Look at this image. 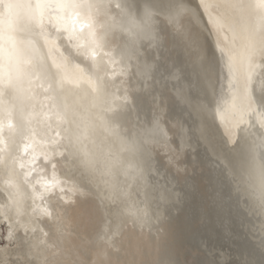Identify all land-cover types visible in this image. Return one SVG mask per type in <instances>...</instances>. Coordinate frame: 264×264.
I'll return each mask as SVG.
<instances>
[{
    "label": "bare ground",
    "instance_id": "1",
    "mask_svg": "<svg viewBox=\"0 0 264 264\" xmlns=\"http://www.w3.org/2000/svg\"><path fill=\"white\" fill-rule=\"evenodd\" d=\"M166 5L0 0V264H220L226 241L264 264V0ZM122 13L161 47L125 50Z\"/></svg>",
    "mask_w": 264,
    "mask_h": 264
},
{
    "label": "water",
    "instance_id": "2",
    "mask_svg": "<svg viewBox=\"0 0 264 264\" xmlns=\"http://www.w3.org/2000/svg\"><path fill=\"white\" fill-rule=\"evenodd\" d=\"M157 1L160 4H164L165 6H167L166 5L167 2H170V4H171L175 0H157ZM176 1H178V0H176ZM151 38H152V36H149V40H151ZM132 49L134 50V46H132ZM168 80H169V77H168ZM11 120H13V116H12V112H9L7 114V118H5L4 121L2 122V127L4 129L11 128L12 124H13V122ZM208 127H209L208 139H209V143L211 142V145H212V146H210V155L213 158H215L217 161H219V163H221V165L224 168H226L225 169L226 174H227L226 177L230 178V180L233 184V181L235 180V176L232 175L228 171L230 169L227 166V162L228 163L230 162L232 150L231 149L228 150V147H227L224 139H222L220 136H218V134L216 135L213 127H211L209 125H208ZM220 158H223L225 161H223ZM231 194H233V192H231ZM237 201H241V194L240 193H237ZM235 224H236V227L238 228L239 232L241 233V235L245 236V238H247L249 241H251V239L249 237V232L251 229L249 226L246 225L245 220L238 219ZM200 247L204 248L202 244L200 245ZM207 251H209L210 255L215 257L220 264H232V261L238 260V259H239V264L245 263V259H246L245 254L246 253L243 251L237 250L231 244V242L228 243V241H226V243H224L223 245L222 244L212 245L208 248ZM169 264H171V263H169Z\"/></svg>",
    "mask_w": 264,
    "mask_h": 264
},
{
    "label": "rangeland",
    "instance_id": "3",
    "mask_svg": "<svg viewBox=\"0 0 264 264\" xmlns=\"http://www.w3.org/2000/svg\"><path fill=\"white\" fill-rule=\"evenodd\" d=\"M124 22V23H123ZM116 23L118 25H120L121 27L124 26L126 27V32L127 34L125 35V39H121L120 42H123V48L126 50V49H129V47H131L130 45V41H131V38H133V41H135V43H137V46H140V45H147L149 48H154L155 46L160 45L159 43V35L156 34V36H154L151 40H147L146 36L141 39V41H138L136 40L138 38L137 34L139 33V31L141 33H145L146 34H149L151 31L155 32V29L154 27L152 26H149V27H140L139 25H136L133 23V21H131L130 19H127L124 21V14L122 13L121 16H118L117 19H116ZM129 36V38H128ZM120 42L118 44H120ZM129 42V43H128ZM36 51H38L37 48H35ZM113 51H114V48H113ZM116 51H118V49H116ZM39 55V53H38ZM158 54H156V60H158ZM140 61H136L135 60L132 62L131 65H134V69L136 70L137 72V75L139 77V81L136 82V85H140L142 86V83L145 85V83L147 84V79L151 76V75H156L158 76L159 75V72L155 69V64L154 63H146L145 61L142 60V68L141 69H137L138 68V64L137 63H140ZM150 79V78H149ZM109 122V120H108ZM134 126H136L137 128L139 127L136 123L133 124ZM145 126V127H144ZM110 127H112V130L115 131L114 133L119 135L118 137L119 138H124L123 136H121L119 134V127H117V124H110ZM118 128V129H117ZM140 128L142 129H146V131L150 132V133H154L155 131H157L159 129V127L157 128V130H153V129H150V126L149 125H141ZM80 133L83 134L85 129H84V124L81 123L80 124ZM138 134V137L140 136V133H137ZM125 140V139H124ZM140 140V139H139ZM141 141V140H140ZM72 152H73V149H72ZM140 176V175H138Z\"/></svg>",
    "mask_w": 264,
    "mask_h": 264
},
{
    "label": "clouds",
    "instance_id": "4",
    "mask_svg": "<svg viewBox=\"0 0 264 264\" xmlns=\"http://www.w3.org/2000/svg\"><path fill=\"white\" fill-rule=\"evenodd\" d=\"M3 46L5 49L6 55L10 54L12 47V37L10 34H6L3 40ZM81 111V106L71 102L69 105L68 118L69 120H75L76 113Z\"/></svg>",
    "mask_w": 264,
    "mask_h": 264
}]
</instances>
